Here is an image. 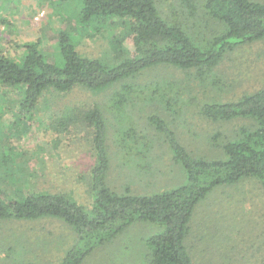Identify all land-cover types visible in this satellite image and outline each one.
<instances>
[{"label":"rangeland","instance_id":"obj_1","mask_svg":"<svg viewBox=\"0 0 264 264\" xmlns=\"http://www.w3.org/2000/svg\"><path fill=\"white\" fill-rule=\"evenodd\" d=\"M154 2L167 22L179 25L198 43L223 29L206 14L207 0ZM78 10L67 0H0V55L16 58L23 44L37 43L53 63L59 57V34L65 32L81 57L112 65L119 50L116 42L127 36L125 26L111 19L98 33L81 29ZM125 45L132 51L130 40ZM263 86L264 40L225 55L211 69L156 67L102 90L48 92L28 122L18 114L24 89L0 85V163L7 158L0 165L1 190L9 196H15L16 189L25 195L61 193L90 210L94 156L83 115L92 109L100 111L106 127L111 190L145 194L179 186L185 182L183 170L149 118L167 122L193 156L222 158L223 143L249 122H211L201 107L235 101ZM157 230L152 224H134L82 264H148L145 240ZM74 239L73 230L54 219L0 221V264H58ZM184 244L193 264H264L259 183L245 179L208 195L194 210Z\"/></svg>","mask_w":264,"mask_h":264},{"label":"trees","instance_id":"obj_2","mask_svg":"<svg viewBox=\"0 0 264 264\" xmlns=\"http://www.w3.org/2000/svg\"><path fill=\"white\" fill-rule=\"evenodd\" d=\"M67 1L78 6L81 29L98 33L109 20L116 19L125 26L127 36L116 42L119 50L112 65L81 57L65 32L59 34V57L53 63L47 61L37 43L23 44L16 58L0 55V85L24 89L18 114L25 122L35 116L40 98L48 92L65 94L77 87L102 90L156 67L211 69L225 55L264 40V3L257 0H207L206 14L223 29L202 44L179 25L167 22L154 0ZM126 40H130L132 51ZM201 114L211 122L245 120L249 124L223 143L222 158L208 159L193 156L167 122L150 117L173 161L183 170L185 182L155 193L133 194L128 188L118 193L107 185L110 160L105 123L99 110L87 111L83 124L91 130L94 156L89 172L90 210L61 193L35 191L25 195L16 189L15 196H9L0 187V221L54 219L70 227L75 239L58 264H82L96 248L134 224H152L158 230L145 240L148 264H193L184 240L202 200L218 188L245 179L259 183L264 199V86L235 101L206 103ZM6 160L3 157L0 165Z\"/></svg>","mask_w":264,"mask_h":264}]
</instances>
